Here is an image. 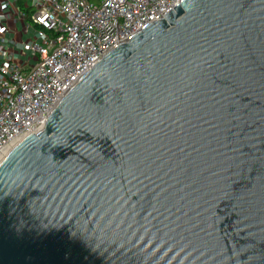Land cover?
<instances>
[{
    "label": "water",
    "instance_id": "obj_1",
    "mask_svg": "<svg viewBox=\"0 0 264 264\" xmlns=\"http://www.w3.org/2000/svg\"><path fill=\"white\" fill-rule=\"evenodd\" d=\"M0 264H264V0H180L0 162Z\"/></svg>",
    "mask_w": 264,
    "mask_h": 264
},
{
    "label": "built area",
    "instance_id": "obj_2",
    "mask_svg": "<svg viewBox=\"0 0 264 264\" xmlns=\"http://www.w3.org/2000/svg\"><path fill=\"white\" fill-rule=\"evenodd\" d=\"M179 2L26 0L27 15L17 0L1 1L25 38L0 49V162L107 51Z\"/></svg>",
    "mask_w": 264,
    "mask_h": 264
},
{
    "label": "crops",
    "instance_id": "obj_3",
    "mask_svg": "<svg viewBox=\"0 0 264 264\" xmlns=\"http://www.w3.org/2000/svg\"><path fill=\"white\" fill-rule=\"evenodd\" d=\"M0 0V49L3 47H11V42L21 41L24 37V33L21 28L17 26V20L9 15V10H6V5H2ZM1 8L4 10L1 11ZM7 18V19H6ZM9 19V20H8ZM8 20V21H7ZM8 40H12L9 41Z\"/></svg>",
    "mask_w": 264,
    "mask_h": 264
},
{
    "label": "trees",
    "instance_id": "obj_4",
    "mask_svg": "<svg viewBox=\"0 0 264 264\" xmlns=\"http://www.w3.org/2000/svg\"><path fill=\"white\" fill-rule=\"evenodd\" d=\"M17 5H18L19 9L21 11L27 13V15H29L31 13L30 7H28L26 5V0H17Z\"/></svg>",
    "mask_w": 264,
    "mask_h": 264
},
{
    "label": "rangeland",
    "instance_id": "obj_5",
    "mask_svg": "<svg viewBox=\"0 0 264 264\" xmlns=\"http://www.w3.org/2000/svg\"><path fill=\"white\" fill-rule=\"evenodd\" d=\"M20 48H21V45L20 44H17L15 46V50H16V55H18V53H20ZM19 58V57H18Z\"/></svg>",
    "mask_w": 264,
    "mask_h": 264
},
{
    "label": "bare ground",
    "instance_id": "obj_6",
    "mask_svg": "<svg viewBox=\"0 0 264 264\" xmlns=\"http://www.w3.org/2000/svg\"><path fill=\"white\" fill-rule=\"evenodd\" d=\"M12 146H9V148L7 149V151L11 148ZM10 151V150H9Z\"/></svg>",
    "mask_w": 264,
    "mask_h": 264
}]
</instances>
